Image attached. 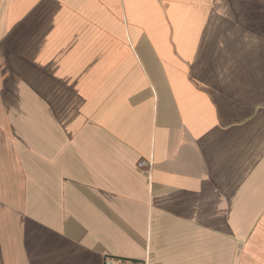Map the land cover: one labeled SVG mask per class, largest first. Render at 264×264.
Listing matches in <instances>:
<instances>
[{
  "label": "crops",
  "instance_id": "0c3cea01",
  "mask_svg": "<svg viewBox=\"0 0 264 264\" xmlns=\"http://www.w3.org/2000/svg\"><path fill=\"white\" fill-rule=\"evenodd\" d=\"M107 258L264 264V0H0V264Z\"/></svg>",
  "mask_w": 264,
  "mask_h": 264
},
{
  "label": "built area",
  "instance_id": "2783aa9c",
  "mask_svg": "<svg viewBox=\"0 0 264 264\" xmlns=\"http://www.w3.org/2000/svg\"><path fill=\"white\" fill-rule=\"evenodd\" d=\"M140 168H150L152 166L151 162L141 160L138 163ZM105 264H148L147 262H138L134 260L122 259V258H107Z\"/></svg>",
  "mask_w": 264,
  "mask_h": 264
},
{
  "label": "rangeland",
  "instance_id": "374dc122",
  "mask_svg": "<svg viewBox=\"0 0 264 264\" xmlns=\"http://www.w3.org/2000/svg\"><path fill=\"white\" fill-rule=\"evenodd\" d=\"M141 263V262H140Z\"/></svg>",
  "mask_w": 264,
  "mask_h": 264
}]
</instances>
